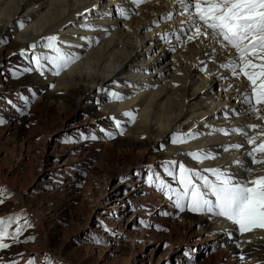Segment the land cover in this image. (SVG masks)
Segmentation results:
<instances>
[{
	"label": "rangeland",
	"instance_id": "1",
	"mask_svg": "<svg viewBox=\"0 0 264 264\" xmlns=\"http://www.w3.org/2000/svg\"><path fill=\"white\" fill-rule=\"evenodd\" d=\"M146 3L133 4L127 20L142 19L137 7ZM13 34L0 33V219L12 221L0 264H264V243L244 259L211 263L220 250L213 242H188L203 228L190 229L177 207L190 209L180 164L160 165L80 90L52 92L31 47ZM181 44L166 62L186 52Z\"/></svg>",
	"mask_w": 264,
	"mask_h": 264
},
{
	"label": "bare ground",
	"instance_id": "2",
	"mask_svg": "<svg viewBox=\"0 0 264 264\" xmlns=\"http://www.w3.org/2000/svg\"><path fill=\"white\" fill-rule=\"evenodd\" d=\"M144 1L147 3L143 7H137L142 19L128 21L134 4L128 0H47L40 5L34 0H0V33H14L16 41L30 46L35 57H41V70L52 84V92L80 90L81 99L119 122L135 143H145L146 152L160 165L168 162L173 168L176 165L171 162L175 161L213 182L216 177L205 169H219L241 180L249 177L247 167L253 169L252 177L264 175V164H251L248 152L253 146L247 144V137L234 131L240 129L250 135L264 131V127L255 131L247 127L264 125V120L254 117L243 102L250 82L243 74L237 77L231 68L222 66L243 64L237 50L222 47L217 43L221 38L213 37L212 30L202 22L201 31H207L208 36H195L194 45L187 40L181 44L195 29L193 17L184 13L179 0ZM114 7L125 15L113 14ZM49 36H57L64 52L79 57L59 75L54 74L51 60L44 59L56 55L45 46ZM180 44L186 52L174 54L166 62ZM217 79H225L219 92ZM260 107L258 116H264V106ZM129 112L135 115L134 122L125 115ZM178 137L184 142L173 143ZM236 144L243 146L232 147ZM167 178L164 173L163 179ZM192 178L203 186L199 177ZM144 183L138 182L139 191L146 187ZM169 185L174 190L179 187L177 183ZM206 198L215 200L210 192ZM179 205L193 222L190 229L203 228L188 242H213V250L220 249L212 253L211 263H218V258L235 259L264 243V230L241 234L238 226L214 212H193Z\"/></svg>",
	"mask_w": 264,
	"mask_h": 264
},
{
	"label": "snow or ice",
	"instance_id": "3",
	"mask_svg": "<svg viewBox=\"0 0 264 264\" xmlns=\"http://www.w3.org/2000/svg\"><path fill=\"white\" fill-rule=\"evenodd\" d=\"M134 2L139 4L144 0H134ZM179 2L183 5L184 13L193 17L192 27L195 31L188 39L191 40L194 36L199 35L208 36L207 31H201L199 22H202L206 29L212 30L213 37L221 38L217 40V43L222 47L231 46L237 50L239 60L243 64L222 66L231 68L232 74L237 77L243 74L247 78L250 82V91L246 94L243 102L249 106L250 113H259L260 106H264V0H179ZM121 15H125L123 10H121ZM21 27H23L22 24ZM45 39L47 40L45 46L56 53L55 56L44 57V59H50L55 65V75H59L62 70L79 59L71 53L64 52L58 46L59 38L57 36H49ZM32 47L35 48L36 45L34 44ZM249 57L252 58L249 59ZM40 61L41 57H35L38 67H41ZM125 115L131 117L132 122L135 121L133 113L129 112ZM258 119L264 120V116H258ZM116 126L119 128L120 123L117 122ZM247 127L255 131L264 125L249 124ZM234 131L241 132L247 137V144L253 146L248 152L251 164H264V131H257L256 135H250L249 132L240 129ZM183 142V137L173 140V143ZM242 146L236 144L232 147L240 148ZM196 158L199 159V155ZM171 163L175 164L176 162L172 161ZM179 170L180 183L183 184L185 190L183 194L188 195L189 189H191V211L214 212L215 215L224 217L238 226V231L241 234L257 229L264 230V175L252 177L253 169L247 167L245 171L249 177L241 180L219 169H205L216 177V182H213L207 176H203L199 172L193 173L183 165L179 166ZM193 175L203 180L202 187L193 183ZM202 188L207 191H203ZM208 192L214 196V201L206 198ZM179 206V202H177V207ZM11 222V219L8 221L0 219V248L9 247L2 241L8 235L7 227ZM20 231L22 229L18 228L16 234L18 235ZM241 259L244 257L242 256ZM29 264L32 262L30 261Z\"/></svg>",
	"mask_w": 264,
	"mask_h": 264
}]
</instances>
